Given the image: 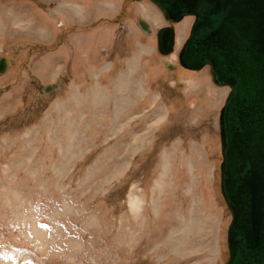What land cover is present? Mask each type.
I'll use <instances>...</instances> for the list:
<instances>
[{
    "label": "rangeland",
    "instance_id": "rangeland-1",
    "mask_svg": "<svg viewBox=\"0 0 264 264\" xmlns=\"http://www.w3.org/2000/svg\"><path fill=\"white\" fill-rule=\"evenodd\" d=\"M194 20L149 0H0V264H227L230 87L181 66Z\"/></svg>",
    "mask_w": 264,
    "mask_h": 264
},
{
    "label": "water",
    "instance_id": "water-1",
    "mask_svg": "<svg viewBox=\"0 0 264 264\" xmlns=\"http://www.w3.org/2000/svg\"><path fill=\"white\" fill-rule=\"evenodd\" d=\"M152 1L173 23L195 17L181 65H209L213 81L230 87L220 113L221 191L232 212L227 264H264V0ZM140 25L150 30L144 20ZM174 42V26L158 31L162 54Z\"/></svg>",
    "mask_w": 264,
    "mask_h": 264
},
{
    "label": "crops",
    "instance_id": "crops-1",
    "mask_svg": "<svg viewBox=\"0 0 264 264\" xmlns=\"http://www.w3.org/2000/svg\"><path fill=\"white\" fill-rule=\"evenodd\" d=\"M101 80V79H100ZM120 80H122V78H120ZM128 80V81H127ZM127 80H126V83L128 82H130V84L132 83L133 84V82H131L132 81V79L131 78H127ZM147 81V80H146ZM125 83V84H126ZM130 84H127V85H130ZM131 84V85H132ZM110 85V84H109ZM109 85L105 82V84H101V82H99L98 83V87H99V90H98V92L101 94V93H103L104 92V94H105V92L106 91H108L109 90ZM103 87H104V89H103ZM113 89H114V87H113ZM92 90H94V91H96L95 89H92ZM115 90V89H114ZM114 90H112V91H114ZM133 91V89H131L129 86H126L124 89H122V91L121 92H118V94L120 93L121 94V96H123V97H125L126 95H127V93H129V92H132ZM124 92H127L126 93V95L125 94H123ZM116 94H117V92H116ZM131 95V94H130ZM93 96V95H92ZM95 97V96H94ZM99 97H100V95H99ZM131 98H132V96H131ZM68 100H65V101H63L64 103L63 104H65L66 102H67ZM126 101V100H125ZM99 103H96L95 102V104H97V106L99 105V106H101L102 104H105V102H101V100L100 101H98ZM90 107H92L91 105L90 106H88V109L90 108ZM88 120L85 118L84 120L85 121H91V116L89 115L88 116ZM138 118V117H137ZM84 121V122H85ZM144 136V135H143ZM133 198H135L136 200H138V202H139V199L136 197V196H134ZM140 203V202H139ZM141 207V206H140ZM131 209H132V211L134 212V210H133V208H132V206H131Z\"/></svg>",
    "mask_w": 264,
    "mask_h": 264
},
{
    "label": "bare ground",
    "instance_id": "bare-ground-1",
    "mask_svg": "<svg viewBox=\"0 0 264 264\" xmlns=\"http://www.w3.org/2000/svg\"><path fill=\"white\" fill-rule=\"evenodd\" d=\"M149 1H151L152 3H154L152 0H149ZM154 5H156L157 6V4H155L154 3ZM160 8V7H159ZM186 17V16H185ZM194 17V16H193ZM182 20V19H181ZM180 20V21H181ZM180 21H178V22H180ZM171 22V21H170ZM173 23V22H172ZM171 23V24H172ZM176 24V23H175ZM176 45V31H175V42H174V46ZM173 50H175V47H174V49ZM174 52V51H173ZM181 64V63H180ZM183 68H185L186 70H188V71H193V72H196V71H199V70H202L203 68H201V69H199V70H195V69H191V68H188V67H185V66H183V65H181ZM7 67H8V65H7ZM216 84V83H215ZM216 85H218V84H216ZM218 86H220V85H218ZM220 87H229V86H226V85H224V86H220ZM54 88V90L56 89V88H58V87H53ZM45 89V88H44ZM43 89V90H44ZM51 90V89H50ZM45 91V90H44ZM46 93L47 92H49V91H45ZM219 122H220V117H219ZM219 125H220V123H219ZM220 137H221V134H220ZM222 148V147H221ZM223 160V159H222ZM225 200V199H224ZM135 204V203H134ZM134 208V207H133ZM229 229V228H228ZM227 236H228V233H227ZM227 243H228V237H227ZM229 248V247H228Z\"/></svg>",
    "mask_w": 264,
    "mask_h": 264
}]
</instances>
